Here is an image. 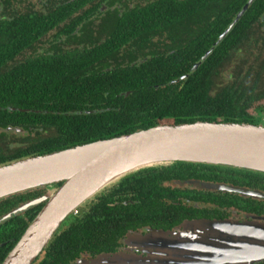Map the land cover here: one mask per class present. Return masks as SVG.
I'll return each instance as SVG.
<instances>
[{
	"label": "flooded vegetation",
	"instance_id": "1",
	"mask_svg": "<svg viewBox=\"0 0 264 264\" xmlns=\"http://www.w3.org/2000/svg\"><path fill=\"white\" fill-rule=\"evenodd\" d=\"M154 1L0 0L1 35L6 32L8 28L6 24L9 23L32 22L34 23L31 27L33 30H35L37 20L47 25L45 32L38 31L39 37L31 48L25 50L13 62L9 63V59H7L4 64H0V76L9 67L12 68L24 63L28 57L32 58L30 60L33 61L39 56L51 55L57 52L66 53L68 51L81 55L83 50H91L101 46L106 40L128 37V43L122 48L112 49L116 52L109 51L108 59L106 58L104 63H89L82 68L81 78L64 81L65 84L76 86L81 91L71 103L64 105L66 109L64 114L66 116H86L92 119L100 116L97 118V125L104 129L108 125L107 120L110 118L111 109L118 113L122 112L121 107L109 108L106 102L109 94H112L118 87L115 84L116 80L121 79L122 86L131 85L130 89L119 91L116 95L125 99L133 94L132 87L136 86V84L130 83L134 76L129 75V71L132 73L136 69L145 67L142 66L144 64L148 65L145 69L170 68L169 57L175 59L183 55L180 60L186 61V56L191 60L203 51V55H200L192 66V69L196 70L203 63H200L201 58L209 51H205L204 48L210 37L201 35L196 31L178 30L160 34H156L154 31L136 32L127 30V32H118L119 29L129 23L131 19L128 17L129 14L133 11L139 13V10ZM205 16V13H201L204 21L206 20ZM196 17L193 20L198 22L200 17ZM190 21L191 19L188 18L186 23L189 24ZM117 23L125 24L116 29ZM71 24L72 29L68 30ZM245 43L249 42L245 40ZM244 45L246 47L248 44ZM233 52L235 53L234 56L231 55L229 59L231 67H233L232 58L236 61L244 60L240 58L244 56L241 50L234 47ZM185 61L174 63L180 69ZM228 71L230 72V69ZM228 75L226 74V80L230 81ZM187 76V74L180 75L165 84L148 77L149 81H144L145 89L148 91L153 89L152 94L146 98L149 106L143 111L134 109L128 113V117L155 115L157 125L173 124L171 121L173 115L172 117L165 116L161 118L155 112L160 109L158 106L160 102L165 101L166 97L173 96V91L168 90L167 87L182 83ZM138 85L141 86L142 82L140 81ZM47 103L51 107L50 110L36 109L31 111L13 107L10 110L43 116L46 113L57 114L59 112L55 109H60L61 106H57L55 101H48ZM4 113L5 115L9 114V106H2L0 103V117ZM252 115L255 116L256 114L252 113ZM8 118L9 115L4 117V121L0 120V167L23 160L9 161V154H13L17 150L16 148L23 145L32 146L35 139H38L36 145L39 146L45 141V137L49 136V134L46 135L47 130L44 129L36 131L33 128L25 129L9 126ZM121 134L123 133L121 132ZM178 169L177 164L141 169L108 185L76 208L61 225L56 236L60 238L67 234L72 225H83L85 222L86 225L70 234L66 245L55 250L58 253L53 254L48 249L45 254L43 250L34 264H85L84 262L92 264L93 262L102 261L100 258L103 259L100 264H125L126 255H132V258L137 260L136 264H141V260L147 258V252L143 250V245L147 247L149 245L142 238L151 232L175 235L187 223L201 220L236 219L243 221L256 218L259 222L264 223V206L254 212L231 204L227 207L221 205V198L225 197L226 200L228 195L254 199L256 202H260L261 205H264V198L257 199L234 192L201 187L202 184L208 183L213 185L223 184L259 191L264 195V180H259V186L262 189H251L246 186L221 182L218 180L219 178H216L215 181H205L193 167L181 168L184 170L182 174L177 171ZM151 179L156 180L155 185L159 189L158 194L176 191L174 194L178 193V197L172 198L171 201L165 200L168 206L164 210H158L150 199L149 203H153V207H147L145 216H143L141 193L143 190L148 189ZM57 184L0 198V264L14 246L13 244L17 242V238H20L47 203L43 199L48 190L57 189L62 183L59 184V187L56 186ZM185 192L191 193L196 200L186 198L183 195ZM203 193H205L204 195H211L215 199L206 200ZM59 243L61 242L59 241ZM149 252L152 253L153 251L149 250ZM254 264H264V261Z\"/></svg>",
	"mask_w": 264,
	"mask_h": 264
},
{
	"label": "trees",
	"instance_id": "2",
	"mask_svg": "<svg viewBox=\"0 0 264 264\" xmlns=\"http://www.w3.org/2000/svg\"><path fill=\"white\" fill-rule=\"evenodd\" d=\"M247 2L248 0H155L147 7L139 10V13L133 11L129 14L128 17L131 19L127 24L128 26L121 28L122 24L125 23H117L115 27L116 29L121 28L118 32H127V30L136 32L154 31L156 34L178 30L196 31L201 35L210 37L204 48L205 51H208ZM201 13L206 14L205 21L201 17ZM195 16L200 17L198 22L193 20ZM188 18L191 19L189 24L186 23ZM33 24L32 22L6 24L8 27L6 32L0 34V64H4L7 59H9V63L13 62L25 50L34 45L33 43L39 37L38 31L45 32L47 30L46 23L37 20L35 30L31 29ZM72 24L68 30L72 29ZM245 40L249 43H245ZM128 41V37L106 40L101 46L91 50H83L81 55L68 51L66 53L57 52L51 55L39 56L33 61L30 60L32 58L28 57L24 63L12 68L9 67L0 76V103L2 106H9V114H7L9 115L7 119L9 126L25 129L33 128L36 131L44 129L47 130L46 135L49 134L39 146L36 145L38 139H35L32 146L23 145L18 147L20 149H13L15 151L13 154H9V161L45 155L158 126L155 115L128 117V113L134 109L143 111L149 106L146 98L152 94L153 89L148 91L144 85V81H149V78L165 84L180 75H188L182 83L167 87L168 90L173 91V96L166 97L165 101L160 102L158 105L160 109L155 112L161 118L165 116L172 117L173 115L171 121L175 125L197 121L264 125V0H254L249 5L231 31L196 70H193L192 66L194 61H197L200 55H203V51L191 60L186 56V61L180 60L183 55L175 59L169 57L170 68L145 69L148 65L144 64L142 66L145 67L136 69L132 73L127 72L129 75L134 76L130 83L136 84V86L132 87L133 94L125 99L116 95L119 91L130 89L131 85L122 86V80H116L115 84L118 87L112 94H109L106 102L109 108L121 107L122 112L118 113L111 109L110 118L107 120L108 125L104 129L97 125V118L100 116L93 119L78 115L66 116L64 105L71 103L81 91L76 86L65 84L64 81L81 78V70L85 65L104 63L106 58L108 59L109 51L116 52ZM244 44L248 45L245 47ZM234 47L242 51L244 56L240 58L244 60L236 61L232 58L233 67H231L229 59L231 55L234 56L235 54L233 52ZM249 59L255 61V63L253 61L250 63L251 60ZM178 61H185L180 69L174 63ZM257 62H260L261 66L256 67ZM252 68L253 72H251ZM228 69H230V72ZM226 74H229L230 81L226 80ZM140 81L142 82L141 86L138 85ZM140 90L141 92H139ZM48 101H55L57 106H61L60 109H55L57 112L59 111L57 114L46 113L43 116L10 110L11 107L31 111L36 109L50 110L51 107L48 106ZM43 103H45V106ZM251 111L256 115L253 116ZM7 115L2 114L0 120L4 121V117ZM173 164L179 166L177 171L181 174L184 171L181 168H195V171L199 172L198 174L205 181H215L216 178H219L218 180L221 182L246 186L251 189H262L259 186V180H264L263 173L207 164L185 162ZM155 182L156 180L151 179L148 189L143 190L141 193L143 216H145L147 207H153V203L158 210H164L168 206L165 200L171 201L172 198L178 197V193L174 194L176 191L158 194L159 189L156 187ZM59 184L56 186L59 187ZM153 195L154 197H152ZM183 195L186 198L196 200L191 193L185 192ZM204 197L206 200L215 199L208 194ZM227 197V201L224 199L225 197L221 198V205L224 207L231 204L238 208L256 212L264 206L254 199H244L234 195H228ZM150 199L153 203H149ZM85 225L86 222L83 225H72L70 231L68 230L69 232L60 238L55 234L44 249V253L46 254L48 249L53 254L58 253L55 250L66 245L70 234ZM18 240L19 238L16 241ZM15 244L16 242L13 245Z\"/></svg>",
	"mask_w": 264,
	"mask_h": 264
},
{
	"label": "water",
	"instance_id": "3",
	"mask_svg": "<svg viewBox=\"0 0 264 264\" xmlns=\"http://www.w3.org/2000/svg\"><path fill=\"white\" fill-rule=\"evenodd\" d=\"M253 1L248 0L241 8L200 63L231 31ZM177 162L264 174V125L207 121L164 124L1 166L0 198L62 183L59 188L48 190L43 199L47 203L1 264H34L72 212L105 187L141 169ZM201 187L264 198L259 191L223 184L208 183ZM142 239L149 245H143L147 258L142 259L141 264H254L264 261V223L256 218L191 221L175 235L151 232ZM124 260L125 264L137 262L132 255H126Z\"/></svg>",
	"mask_w": 264,
	"mask_h": 264
},
{
	"label": "rangeland",
	"instance_id": "4",
	"mask_svg": "<svg viewBox=\"0 0 264 264\" xmlns=\"http://www.w3.org/2000/svg\"><path fill=\"white\" fill-rule=\"evenodd\" d=\"M249 60H251V59H249ZM252 61H253V60H251L250 63H251ZM253 62L255 63V61H253ZM255 66H256V67L261 66V65H260V62H259V63L257 62V65H255ZM251 72H253V68L251 69ZM251 112H252L253 114H255L253 111H251ZM64 222H65V221H64Z\"/></svg>",
	"mask_w": 264,
	"mask_h": 264
},
{
	"label": "bare ground",
	"instance_id": "5",
	"mask_svg": "<svg viewBox=\"0 0 264 264\" xmlns=\"http://www.w3.org/2000/svg\"><path fill=\"white\" fill-rule=\"evenodd\" d=\"M249 253V252H248Z\"/></svg>",
	"mask_w": 264,
	"mask_h": 264
}]
</instances>
